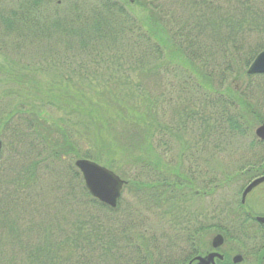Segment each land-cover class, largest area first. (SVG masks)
I'll return each instance as SVG.
<instances>
[{"label": "trees", "instance_id": "obj_1", "mask_svg": "<svg viewBox=\"0 0 264 264\" xmlns=\"http://www.w3.org/2000/svg\"><path fill=\"white\" fill-rule=\"evenodd\" d=\"M254 35L264 37V0H0V136L24 146L7 144L0 155V264H171L150 252L162 231L143 236V245L125 239L129 259L118 246V229L132 230V222L115 220L120 202L110 209L92 198L66 163L84 157L118 173L116 152L135 154L124 165L133 169L124 177L127 190L143 191L146 213H155V201L179 209L168 224L186 244L184 254H196L198 213L186 201L202 197L215 211L243 170L264 164V141L248 115L259 123L264 117L243 91L221 81ZM111 105L136 125L108 124L103 112ZM195 125L203 143L198 171L167 170L156 148L175 151L176 140L191 133L178 148L183 168L200 143ZM238 138L251 154L245 164L227 165L217 156ZM173 189L184 191L171 197Z\"/></svg>", "mask_w": 264, "mask_h": 264}, {"label": "rangeland", "instance_id": "obj_2", "mask_svg": "<svg viewBox=\"0 0 264 264\" xmlns=\"http://www.w3.org/2000/svg\"><path fill=\"white\" fill-rule=\"evenodd\" d=\"M178 6L175 4L172 5V9L177 8ZM249 47H251V50L248 53H245L246 51H248L249 47L246 48L244 51H242L239 54H236L233 56V62H234V67L233 70H229L224 72L223 76H221V81L224 83H231L234 88H237L240 91H243V96L247 98V100L250 103L254 104V111L259 112L263 117H264V76L260 77V76H254V75H248L246 76V70L248 68V64L247 66L243 65V62L245 63L246 59L250 57L251 53L254 51L256 52V49L259 48L261 45L264 44V37H258V36H251L249 39ZM264 50V49H263ZM262 51V49H261ZM260 51H257V53L255 55L252 56V60L253 58L259 53ZM254 54V53H253ZM232 60V59H231ZM136 72H132V74H135ZM138 79V77H137ZM153 84L150 83L149 84V91L150 93H154L158 90V88H154L152 86ZM236 85V86H235ZM87 89V88H86ZM121 91V90H120ZM120 91H116L117 94ZM126 93V92H123ZM114 94V95H117ZM171 110V107H170ZM169 110V112H170ZM126 110H123V112ZM129 111V110H128ZM131 112V111H129ZM63 115V113L58 112V114L52 115L53 117H61ZM48 118L52 119L51 116L49 115H45ZM132 115H129L128 117H126V119H123L121 116L118 115V112L115 110L114 107H112V105L110 106V108L108 110H105V112H103V118L107 121L108 124L112 123L114 125V127L120 128V129H125V130H129L131 128H133V125H136L135 123H133ZM16 121L17 119H13ZM248 120L250 121V123H252V130L251 132L260 125L259 122H257L256 120H254V118L251 115H248ZM217 121V120H216ZM220 122L217 121L216 123V130L218 131V128L221 132L225 131V125L224 124H219ZM219 124V125H218ZM7 126V125H6ZM195 128L199 127V125H195ZM7 134H9V132H7ZM191 135V133H189ZM189 134H183L182 137H180L179 140H176L175 143V151H171V150H167V147H164L162 145H159V148H156V152L161 156V160L162 162L165 161L167 163V167H169V169L167 170H181V172H183L184 174H188L189 171L195 172L198 171L196 169V167L199 166V164L202 163L203 160V143H202V139H201V130L199 127V130L196 131V133L193 134L199 135V140H198V147L197 149L195 148V152H193V157L188 160L186 159L185 162H183V168H179V164L180 162H182V160L180 161V157H178V148L179 145L181 146L183 144V146L185 145V141L188 142L190 139V135ZM166 139L169 138L168 136L162 137V135L158 136V140L161 139ZM248 138V137H247ZM0 140L3 143V148L2 150L6 147L7 144H10V148H17L19 151H22L24 146L21 144H15L10 138H7L6 136L4 137L3 135L0 136ZM169 141V140H168ZM229 140H227V142H229ZM171 142H172V138H171ZM240 142H242L241 144H239ZM170 143V142H169ZM173 143V142H172ZM247 143V139H236V141H233V147L231 146L232 143L229 145L231 147H228L227 152L218 154V158L221 161H225V163L228 164H233V161L237 160L240 161V164H245V161L247 162V153L250 151V147L247 148L244 144ZM236 146V147H235ZM8 149V148H7ZM251 153H248V155L250 156ZM135 156V154H132L128 157H126L125 155H121L120 153L116 152V153H111V160L115 162V164L119 167L118 168V174L121 177H126L128 178V176H131L129 174L130 171H132L133 169L131 167L128 166H124L126 164V161H130L131 159H133V157ZM106 157V156H105ZM163 158V159H162ZM74 157L69 156L66 159V163L68 165L71 164V162H73ZM187 161V162H186ZM164 163V162H163ZM235 163V162H234ZM236 164H238V162H236ZM128 165V164H126ZM218 169V168H217ZM201 173H202V168H200ZM152 171V170H151ZM135 176L136 178H140V173H142L139 168L135 169ZM168 172V171H167ZM174 172V171H171ZM153 173V172H152ZM163 174V173H162ZM190 174V173H189ZM167 175V174H165ZM144 181H148L151 179H147V176L144 174ZM153 179L158 178V174L153 173ZM194 177V176H193ZM134 178V177H131ZM152 179V180H153ZM138 180V179H137ZM45 184V182L43 183ZM197 185V184H196ZM201 184L199 183L197 185V188H195L197 191L198 189L200 190ZM196 190H192V192H196ZM39 189L38 187L35 189L33 193H39ZM180 191V192H179ZM175 190L173 189L172 192L170 193L171 197H175L176 195L180 194L181 192L183 193V189L180 190ZM142 193L143 191H128L127 188L123 191L121 200H120V207L118 209V211H116L115 213V220L119 219L122 220L120 223L124 222V221H130L132 222V226L130 229V232L126 231H122L121 232V228L118 229V233H120V242L118 244L119 249L121 248V250L124 248L125 245H127V247H129L128 244H126L125 239L132 238L134 240H137V238H139V243L141 245H143L145 242V240H149L152 235H156L158 234V232L162 231L163 232V236L160 237V235H162V232L159 233V239L157 244H154V247H152L151 249V254L153 255V257L156 259V262H162V261H166L168 262V260H171L173 264V262L175 261H180L183 257H184V252H185V243L182 242V239L180 238V235L177 236V229H175V231L173 229L170 228L169 226V222H168V217L172 214H176L178 213L177 208H174L172 210V208L168 207L167 205L164 204H160L159 206L156 205V201H155V206L153 205L151 207V210L154 211L155 213H146L145 207L144 206V202L142 200H140L142 198ZM140 197V199H139ZM170 197V198H171ZM190 202V203H189ZM186 204H189L187 207H189L188 211L191 212V214L194 213H198L200 211H202V206H204V208L207 210V213H211L212 209V204L208 203L207 199L202 200V197L200 198H196V197H191V200L186 201ZM186 204H181V206L179 205V207L183 210L184 206ZM136 209V213L133 214L132 210ZM170 209V211H169ZM167 210V214L166 211ZM222 210V208H221ZM221 210L219 212H221ZM138 211V212H137ZM212 214V213H211ZM169 215V216H168ZM167 217V218H164ZM192 222L195 221V216H192L191 219ZM207 221V220H206ZM211 221H209L210 223ZM133 223H137L138 225H134ZM140 224H143L142 226ZM136 226V227H135ZM169 226V228H168ZM213 230H209L208 232H206V235H212ZM123 234V235H121ZM142 236V238H141ZM143 241H141L143 239ZM238 246V245H237ZM159 248H160V256H159ZM118 249V250H119ZM239 249V248H238ZM122 252L127 253V254H132V250L130 248H126L123 249ZM132 256H130L129 259H132ZM134 264V263H133Z\"/></svg>", "mask_w": 264, "mask_h": 264}, {"label": "flooded vegetation", "instance_id": "obj_3", "mask_svg": "<svg viewBox=\"0 0 264 264\" xmlns=\"http://www.w3.org/2000/svg\"><path fill=\"white\" fill-rule=\"evenodd\" d=\"M264 177V164L248 166L243 174V184L228 204H223L210 229L211 236L205 235L202 213L198 217L196 246L194 255L186 256L188 264L195 256L199 264H233L239 256L240 264H264V180L257 182L247 193L246 188ZM221 239L215 240V236ZM238 235V236H237ZM242 247L238 249L237 245ZM213 255L212 257H210ZM195 262V261H193Z\"/></svg>", "mask_w": 264, "mask_h": 264}, {"label": "water", "instance_id": "obj_4", "mask_svg": "<svg viewBox=\"0 0 264 264\" xmlns=\"http://www.w3.org/2000/svg\"><path fill=\"white\" fill-rule=\"evenodd\" d=\"M247 72L249 74L264 73V50L254 58V60L248 67ZM255 134L260 139H264V122L255 129ZM74 164L80 170L85 187L87 188L88 192L100 202L114 208L121 194L124 181L120 179V177L116 175L112 170L91 160L77 159ZM261 180H264V177L250 184L246 188L244 194L247 193L257 182ZM219 238L220 237H215L214 242ZM196 260L200 261L201 259L197 257ZM236 260H239V257H237ZM195 264H199V262Z\"/></svg>", "mask_w": 264, "mask_h": 264}, {"label": "bare ground", "instance_id": "obj_5", "mask_svg": "<svg viewBox=\"0 0 264 264\" xmlns=\"http://www.w3.org/2000/svg\"><path fill=\"white\" fill-rule=\"evenodd\" d=\"M239 262L240 261H238V260H235V259L233 260V264H240ZM173 264H183V263H181V262L178 263V261H175V262H173Z\"/></svg>", "mask_w": 264, "mask_h": 264}]
</instances>
